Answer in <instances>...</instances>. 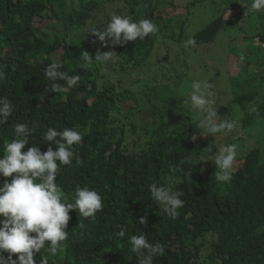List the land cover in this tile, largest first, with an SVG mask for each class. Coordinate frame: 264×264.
Returning a JSON list of instances; mask_svg holds the SVG:
<instances>
[{
    "label": "trees",
    "instance_id": "trees-1",
    "mask_svg": "<svg viewBox=\"0 0 264 264\" xmlns=\"http://www.w3.org/2000/svg\"><path fill=\"white\" fill-rule=\"evenodd\" d=\"M60 1L0 0V69L5 72L0 97H7L14 106L7 123L0 125V147L14 138L17 123L34 127L22 151L32 146L46 151L50 145L43 134L49 127L58 131L76 128L83 135L82 142L74 145L81 163L73 159L70 166H61L56 183L69 202H74L77 187L95 189L102 197L103 208L95 219H85L70 210L65 251L50 257L49 264H139L129 242L132 235H145L149 242L165 247V255L154 258V264H264L261 151L252 150L236 161L230 183H217L215 172L219 169L211 159L219 146L215 137L201 135L200 119L190 121L183 132L176 126L180 119H159L162 110L156 104L130 109L135 122H125L130 115L122 111L136 102L130 89H118L107 76L116 71L117 62L107 65L108 74L102 72L103 65L98 62L87 71L79 63L80 52L87 51L94 57L97 51L117 47L128 61L139 65L151 55L157 33L123 46L111 45L108 38L105 46L92 34L81 42L72 31L88 24L92 13L100 8L99 1L63 0L58 6ZM159 2L164 3L131 0L142 8L133 20L157 22L161 16ZM50 13L56 20L50 30L44 31L36 20ZM225 21L224 13L220 14L195 34V42H213ZM108 22L98 30L102 31ZM58 61L62 71L80 79L76 86L55 93L47 91L52 81L45 69ZM260 96V91L253 88L235 93L234 102L246 110L257 109L245 115V127L258 119L264 121V95L258 101ZM229 112L226 106L217 109L222 120ZM139 117L143 119L141 124L137 123ZM51 147L56 150L57 146ZM201 156L209 160L197 162ZM152 184L170 185L183 193L180 198L185 203L175 219L152 200ZM145 216L147 223L141 224L140 218ZM80 222L85 225L83 229ZM121 229L125 230L123 237L117 235ZM212 234L215 238L204 251L207 237ZM35 258L39 260L41 254Z\"/></svg>",
    "mask_w": 264,
    "mask_h": 264
},
{
    "label": "clouds",
    "instance_id": "clouds-1",
    "mask_svg": "<svg viewBox=\"0 0 264 264\" xmlns=\"http://www.w3.org/2000/svg\"><path fill=\"white\" fill-rule=\"evenodd\" d=\"M249 11L264 12V0H252ZM157 32L158 26L149 19L135 21L129 16L113 14L102 31L93 28L87 34L91 33L105 46L106 38L113 46H123L130 41H143ZM256 38L261 42L260 36ZM194 44V39L186 42V46ZM118 56L115 51H97L93 57L81 50L79 63L81 68L91 71L97 62L102 65L115 64ZM61 68L62 63L59 61L46 67L45 75L52 81L51 89L47 91L59 93L78 84V75H70ZM4 79L5 72L0 69V81ZM209 87L207 83L194 81L191 93L187 99H183L177 111L186 109L188 112H199L201 135L215 137L217 134L235 133L238 127L235 121L219 119L212 98L214 94L208 90ZM251 111L256 112L257 109L253 107ZM13 112L14 106L10 100L0 97V125H5ZM33 130L34 127L30 129L28 124H15L14 138L5 141L0 147L3 153L0 157V178H3L0 184V264H49L50 257L65 251L70 210H75L85 219H95L103 208L102 197L95 189L77 187L74 202H69L56 183L61 166H70L73 159L77 164L81 163L74 152V145L82 142V133L76 128L65 127L58 131L49 127L43 134L44 141L50 145L46 151L41 152L38 146L22 151L29 144ZM52 144L57 146L56 150H53ZM207 160L201 156L197 162ZM211 161L219 169L215 172L216 182L230 183L235 171L236 145L219 148ZM149 191L152 200L168 217L175 219L178 216V210L185 203L180 198L183 193L170 185L157 184L150 185ZM139 222L146 224L147 217H141ZM79 227L83 229L85 225L80 222ZM117 235L123 237L125 230L121 229ZM129 242L139 264H154V258L165 255V247L159 242H149L145 235H132ZM4 253H7L6 257ZM37 253L41 254L39 260L35 258Z\"/></svg>",
    "mask_w": 264,
    "mask_h": 264
},
{
    "label": "rangeland",
    "instance_id": "rangeland-1",
    "mask_svg": "<svg viewBox=\"0 0 264 264\" xmlns=\"http://www.w3.org/2000/svg\"><path fill=\"white\" fill-rule=\"evenodd\" d=\"M98 1L100 8L92 13L88 24L72 31L76 40L84 42L91 34H87L88 31L93 28L98 30L113 14L133 19L140 10L139 5L131 3V0ZM163 1V4H158V13L162 17L155 22L158 32L151 55L137 65L133 60L128 61L123 52L115 47L109 51L119 55L116 71L108 74L107 65L102 66V72L116 82L118 89H130V95L134 96L136 103L129 104L122 111L130 115L125 122H135L136 118L130 114V109H147L157 104L162 110L160 120L178 118L180 122L176 123L177 128L186 132L189 122L200 119L201 115L196 111L177 109L191 93L193 82L199 80L209 84L208 90L214 94L212 98L216 110L221 106L230 108L226 120H233L238 126L233 134L215 136L214 141L219 148L235 144L236 161L245 158L250 151L259 149L260 162L264 163V121L258 119L245 127V115L252 108L246 110L234 102L235 93L250 88L260 91L258 101L264 95V12L249 11L252 0ZM62 3L63 0L58 6ZM224 8L227 10L224 11ZM223 13L226 18L224 27L213 42H195L194 45L186 46L189 39H194L196 33ZM51 15L36 20L42 30L52 28L56 17ZM259 36H263L261 42L256 38ZM138 119L137 123L141 124L143 119ZM214 238L215 234L208 235L204 251H207L206 247Z\"/></svg>",
    "mask_w": 264,
    "mask_h": 264
}]
</instances>
